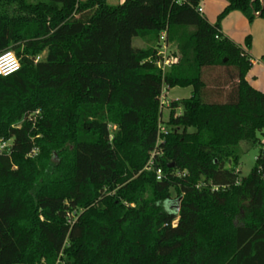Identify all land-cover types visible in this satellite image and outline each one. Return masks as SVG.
<instances>
[{
    "label": "trees",
    "instance_id": "obj_1",
    "mask_svg": "<svg viewBox=\"0 0 264 264\" xmlns=\"http://www.w3.org/2000/svg\"><path fill=\"white\" fill-rule=\"evenodd\" d=\"M201 1L14 0L0 15V54L21 63L0 75V264H264V92ZM233 10L264 18L261 0ZM163 31L180 55L165 72ZM175 86L192 96L160 133ZM241 141L261 145L242 177Z\"/></svg>",
    "mask_w": 264,
    "mask_h": 264
},
{
    "label": "rangeland",
    "instance_id": "obj_2",
    "mask_svg": "<svg viewBox=\"0 0 264 264\" xmlns=\"http://www.w3.org/2000/svg\"><path fill=\"white\" fill-rule=\"evenodd\" d=\"M28 3H37L39 1L45 0H24ZM111 5H116L121 3V0H106ZM228 4V0H202L201 6L203 7V16L207 20L215 24L220 23L221 31L224 36L228 37L234 41L237 45L245 49L251 60H261L264 62V55H259V57L253 55L252 51L259 53L260 40L256 30V23L250 20L243 12L239 10H233L223 15L225 7ZM17 3L14 0H2L0 4V15L10 14L13 11V7H16ZM250 40V45L247 44V39ZM133 46L136 48H143L146 46L140 38L133 39ZM44 53L40 55L39 58H44ZM251 69V68H250ZM249 69V70H250ZM249 72V71H248ZM193 87L192 86H175L169 89H164V93L161 97V103L168 101V104L172 100H182L192 96ZM163 125L166 126V122L169 118V109L167 106L162 109ZM240 148L243 150L240 161V177L249 174L253 168L256 157L260 153L261 145H250L247 141L240 142Z\"/></svg>",
    "mask_w": 264,
    "mask_h": 264
},
{
    "label": "built area",
    "instance_id": "obj_3",
    "mask_svg": "<svg viewBox=\"0 0 264 264\" xmlns=\"http://www.w3.org/2000/svg\"><path fill=\"white\" fill-rule=\"evenodd\" d=\"M198 11L203 13V7L200 6L198 8ZM156 55H157L156 63L163 72H165L167 68L170 67L171 65L178 63L180 60V55L174 50L173 44L170 43L167 39V31H163L160 35L158 46L156 47ZM20 66H21L20 60L13 51H5L0 54V75L2 76L11 75L17 72ZM164 89L162 91L161 97L164 93ZM169 105L170 103L168 104V101L161 103L162 108L165 106L168 107ZM38 114L39 111H36L34 113V115H38ZM24 120L25 119H23L18 124L20 125L21 123H23ZM159 131L160 133L161 132L167 133L168 128L161 123L159 126ZM160 140L161 139L159 138V141ZM10 146H11V140L0 139V153L9 151ZM36 152H37V148L34 147L32 151L29 153V156H33L34 154H36ZM155 153L156 152H153L148 162V166H147L148 169H150L153 165ZM156 173H157V178L161 179L162 178L161 169H157Z\"/></svg>",
    "mask_w": 264,
    "mask_h": 264
},
{
    "label": "crops",
    "instance_id": "obj_4",
    "mask_svg": "<svg viewBox=\"0 0 264 264\" xmlns=\"http://www.w3.org/2000/svg\"><path fill=\"white\" fill-rule=\"evenodd\" d=\"M124 0H121L123 2ZM204 13V10H203ZM253 22L256 23V30L260 40V49L259 53L252 51L253 55L259 57V55H264V18L257 16L253 19ZM251 69L247 73V80L250 84L256 89L264 92V62L261 60H251Z\"/></svg>",
    "mask_w": 264,
    "mask_h": 264
},
{
    "label": "water",
    "instance_id": "obj_5",
    "mask_svg": "<svg viewBox=\"0 0 264 264\" xmlns=\"http://www.w3.org/2000/svg\"><path fill=\"white\" fill-rule=\"evenodd\" d=\"M261 1H262L263 5H264V0H261ZM256 14L259 15V12H257Z\"/></svg>",
    "mask_w": 264,
    "mask_h": 264
}]
</instances>
